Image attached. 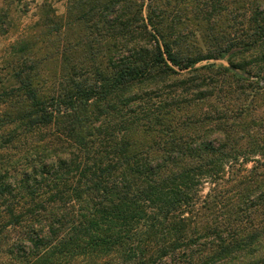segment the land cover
Here are the masks:
<instances>
[{"label":"trees","instance_id":"16d2710c","mask_svg":"<svg viewBox=\"0 0 264 264\" xmlns=\"http://www.w3.org/2000/svg\"><path fill=\"white\" fill-rule=\"evenodd\" d=\"M87 1L71 0V8ZM188 7L201 21H231L206 34L211 52L194 46L181 19ZM135 9L133 26L118 11L115 24L103 26L116 44L101 37L98 58L70 65L43 91L22 58L4 64L11 73L0 78V264H112V257L120 264H264V232L247 225L245 233L223 235L221 222L203 220L209 205L198 206L199 177L226 154L218 157L205 139L192 148L189 137L191 108L221 90L230 73L231 89L243 98L238 108H250L252 96L262 93L264 0H149L145 19ZM78 10L79 19L92 17ZM233 48L239 50L232 56L246 57L229 63L252 74L256 86L263 83L248 86L251 98L238 82L249 80L227 66L194 67ZM110 49L104 62L101 54ZM151 91L157 104L149 102ZM183 110L186 118L177 121ZM138 130L167 138L142 144L134 139ZM46 132L51 139L41 147L26 144ZM16 142L27 149L11 157L5 151L17 149ZM238 143L234 150L244 152ZM181 145L187 156L178 160ZM252 145L264 149V142ZM256 200L264 203V191ZM260 222L264 229V217Z\"/></svg>","mask_w":264,"mask_h":264},{"label":"rangeland","instance_id":"374dc122","mask_svg":"<svg viewBox=\"0 0 264 264\" xmlns=\"http://www.w3.org/2000/svg\"><path fill=\"white\" fill-rule=\"evenodd\" d=\"M115 1L88 0L84 5H78V8L74 9L71 8L73 4L71 0H0V78L7 77L11 73L10 68L4 67L6 62L17 61L22 58L26 62L24 69L29 70V73L37 79L33 84L43 91L49 88L50 81L57 84V79L60 75L62 76L64 71L70 70V65L77 64V61L80 60L89 62L92 57L98 58L100 49L98 40L101 37L108 44L117 43L110 37L109 30H105L103 27L109 26V21H111L110 25L113 26L115 22L112 20L116 19V16L119 17L117 14L123 18L124 23H131L133 26L137 15V11L135 15L136 5V8L141 7L142 16L144 19L146 18L149 0H124L114 4ZM160 3L163 2L160 1ZM78 9L89 11L90 16H92L89 19L91 21L82 17L79 19ZM116 11H118L117 14ZM187 11L181 19H186L184 22L189 24L188 29L191 31L194 46L203 52H211V45L205 38L206 34H215L214 30L216 29L229 28L231 21L226 16V19L208 23L196 19L195 13L190 11L189 7ZM237 20L239 25L241 19L238 17ZM200 22L201 24H199ZM211 26L215 27L213 31L210 30ZM97 28H101V31L99 32ZM137 42L143 44L142 39H138ZM122 43L124 42L122 41ZM238 50L239 48H233L222 58L199 61L194 67L227 66L235 75L249 80L238 82H241L244 87H241L243 89L240 92L246 90L245 97L251 98L250 95H247L248 86L259 87L263 83L259 82V86H256L253 83L254 76L252 74L229 63V57L236 62L246 57V55L241 58L232 56ZM113 54L111 49L106 54L104 51L101 54L104 55L103 61L105 62V57ZM65 59L70 60L69 64L64 65ZM14 65L17 66V63ZM205 72L206 70H202L203 74ZM229 75L221 90L215 89L214 92L208 93L205 95L206 97L204 96L202 100L193 105L194 108H191L189 137L192 148H199L205 139L208 146L218 151L216 153L218 157L226 154L225 157L217 159L213 168L199 177L197 203L200 208L209 205L201 216L209 226L213 222H221L222 226L217 230L222 229L223 235L227 234L229 229L231 233L237 230L241 231L240 233H245L248 231L245 228L247 225L251 231L257 229L258 232H264L260 222L264 217V203H258L256 200L259 191H264V149L253 151L252 145L254 140L255 142H264V89L262 93L259 92L252 96L254 101L250 108H238L241 103L238 105L237 102L240 99L237 97L241 96L242 98V95L231 89L235 83L231 73ZM3 84H7L6 78ZM8 85L16 84L12 82ZM219 94L224 95L223 99L219 100ZM151 95L152 98L149 99V102L153 105L157 104L160 98L156 91H151ZM184 97L195 99L193 94H186ZM222 103H224L223 106ZM218 106L224 107L221 113L223 116L216 118L215 110ZM185 113L184 110L179 111L177 121L186 118L182 116ZM196 119L200 121H196L194 124L193 120ZM166 138L163 135L159 137L154 133L141 130H138L134 135V139L142 144L152 141H155L156 144L157 141L159 143L160 139L163 142ZM50 139L51 137L47 135V132L42 133L41 136L34 134L29 136L26 144L29 147L30 144L41 147ZM232 142H239L238 144L242 147L240 151L244 152L240 153L234 150ZM23 144L24 142L20 145L16 142L12 146H17V149L9 148L5 153L7 152L11 157H19L18 150L24 146ZM26 149L27 146L24 150ZM182 149V145L178 147L175 159L179 160L181 156H187L186 153H182ZM157 152L162 155L168 154L166 151L161 152L160 149ZM247 221H251V223L248 224ZM227 222H231L233 228L231 226L224 228ZM202 240L204 241V239ZM196 247H200V245ZM109 262L120 264L114 257H112V262Z\"/></svg>","mask_w":264,"mask_h":264}]
</instances>
